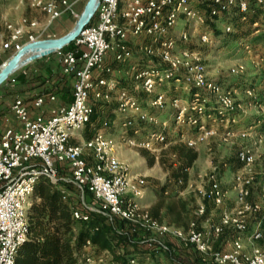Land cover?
<instances>
[{"label": "built area", "instance_id": "built-area-1", "mask_svg": "<svg viewBox=\"0 0 264 264\" xmlns=\"http://www.w3.org/2000/svg\"><path fill=\"white\" fill-rule=\"evenodd\" d=\"M86 1L29 0L28 8L43 14V21L23 16L0 22V69L27 43L52 38L48 29L64 15L78 19L75 5ZM257 7L264 8V0H125L123 10L121 0H99L93 18L72 46L45 56L53 57L59 79L70 84L71 102H63L56 88L29 100L20 95L8 103L0 100V113L7 110L13 116L6 117L9 125L0 131V264H16L17 252L28 239L30 200L43 178L63 189L62 199L70 201L75 221L89 222L93 214L103 215L117 236L114 252L98 250L87 240L76 253L75 264H122L116 257L125 258L127 264H264L260 245L264 188L260 201H249L255 145L242 146L236 154L240 169L232 184L235 208L223 207L227 191L211 175L206 185L196 189L201 201L186 227L150 215V206L141 202L146 177L133 174L119 154L124 144L152 150L154 144L168 139L167 120L147 112L136 92L149 96V105L156 111L169 103L175 127L195 130V136L180 134L178 141L188 147L196 148L218 135L213 124L223 127V141L238 137L260 143L254 127L234 131L238 113H244L236 102V90L209 77L202 54L189 46L193 36L200 45L209 46L216 40V30L235 33V22L246 23ZM253 27L258 34V22ZM245 71L244 64L238 63L230 74ZM5 82L16 87L17 76L12 74ZM168 87L186 97L168 99L164 90ZM112 100L125 131L137 135L145 125L159 129L140 142L133 137H108L110 122L96 125L92 118L98 103ZM33 110L39 113L32 115ZM87 128L91 135L83 139ZM74 139L81 141L74 143ZM184 184L183 179L178 181ZM192 187L188 179L184 190ZM206 203L221 209L217 222H208ZM119 237L126 238L123 244Z\"/></svg>", "mask_w": 264, "mask_h": 264}, {"label": "rangeland", "instance_id": "rangeland-1", "mask_svg": "<svg viewBox=\"0 0 264 264\" xmlns=\"http://www.w3.org/2000/svg\"><path fill=\"white\" fill-rule=\"evenodd\" d=\"M14 1L15 0H4V3L13 4ZM124 8L125 0H121V9L123 10ZM82 10L78 13L79 15ZM69 18L70 19L66 24L67 29L63 26L56 27V29H54V25L48 29V33L52 38L62 36L64 32L71 29L77 21V18ZM38 19L43 21V14L38 15ZM183 22V19L179 21V30L183 28ZM235 26V33L233 34L226 35L219 30L218 35L216 34V40L209 46L200 45L196 36L192 37V42L189 46L198 50L202 54L203 60L207 65L209 77L218 80L221 84L228 88L236 90V102L241 106V111L244 113H238V121L234 126V131H241L254 127L253 129L260 134L261 139L260 143L257 144H255V140L253 138L240 139L238 137H233L227 141H223L222 138H220L223 132V127L213 124V126L217 129L218 135L216 134L214 137H211L204 143L196 146L198 159L188 173V179L190 183H193V187L183 190V195L180 193L177 195V197H183L191 201L192 210H194L198 202L201 201L196 191L197 187L206 185V182L211 175H215L219 178L224 189L227 191L223 207L230 211L235 208L236 194L232 189V184L234 174L240 169H238L239 164L236 160V154L237 151L245 145H255L254 148L256 155V161L253 165L254 182L249 201H260L261 192L264 188V104L261 103V97L264 94V39L260 41H253L256 37L254 31L252 32V30L246 25H242L241 27H238L237 25ZM203 30L204 29H199V31ZM250 30L252 34L248 33ZM246 46H249V48L247 49ZM135 57L138 58L139 56L136 54ZM35 61H39V59ZM34 63L35 62L33 61L25 65L24 68L20 70L18 69L14 73V76H18L22 70L28 72L27 74L30 75L31 72L29 69L32 65H34ZM238 63L244 64L246 68L245 73L242 75L230 74V69ZM120 68L123 69L121 66ZM35 78L36 77L31 74L29 81L35 82ZM15 90L16 87H10L6 84V82H4L0 86V94L2 93V96L0 95V100L2 98H10ZM164 90H167L168 99L174 96L186 97L184 92L175 91L171 87L166 89L164 88ZM248 90L252 91V94L247 93ZM136 95L147 112L158 116L160 119L167 120L168 126L166 134L169 139L177 138V135L179 136L180 134L190 135L193 132V130L187 127L181 130L175 127L172 120L173 110L169 103L166 104L164 110L156 111L149 105V96L141 92H136ZM98 116L100 121L108 120L111 124L110 130L107 132V136L120 140H122L123 137H133L140 142L145 140L148 132L159 129L157 126L145 125L142 131L137 135H133L131 131H125L124 128H121L122 118L117 111V103L115 100H112L111 103L104 104L103 107H100ZM88 131L90 132L91 129H88ZM83 133L86 135L87 130ZM193 133L195 136V130ZM170 144V140L162 145L154 144L152 146V150L143 147H131L124 144L119 151L121 160L125 162L131 172L133 174L143 175L147 179L146 196L144 200L141 201L145 205H150L151 201H155L157 199L156 189H160L168 185L169 195L175 194V191L178 190L177 186L174 185L169 172L159 163L161 152ZM144 150L148 151L149 154L145 155L143 152ZM153 156L155 157V162L151 164L149 161ZM30 203H32V198ZM207 205L209 206V214L207 216L209 218L208 222H217L221 209L215 208L211 203H208ZM260 245L264 247V239L260 242ZM152 264H158V262H154Z\"/></svg>", "mask_w": 264, "mask_h": 264}, {"label": "trees", "instance_id": "trees-1", "mask_svg": "<svg viewBox=\"0 0 264 264\" xmlns=\"http://www.w3.org/2000/svg\"><path fill=\"white\" fill-rule=\"evenodd\" d=\"M255 22H258L260 31L255 35L253 41H260L264 39V8L257 7L255 13L250 15L246 23L236 21L235 25L238 27L246 25L253 32L255 31L253 28ZM251 30L248 32L249 34H252ZM216 33L218 34L219 31L216 30ZM72 44L65 46L64 49L70 48ZM1 64L2 61H0ZM19 75L17 79H19ZM70 92L71 90L68 93ZM261 103L264 104V94L261 97ZM103 106L102 103L95 106L92 120L96 125L100 121L99 108ZM88 129H86L87 137L90 134ZM179 137L180 135H177V138L167 139L171 144L161 152L159 158L160 165L169 172L178 190L175 191V194L169 195L168 185L156 189L157 199L151 204L149 211L150 215L160 222L186 227L192 218V203L188 199L177 197V195L186 187L189 170L198 159V152L196 148L179 142ZM143 152L145 155L149 154L146 150ZM149 162L154 163L155 157H151ZM180 179L184 180V185H178ZM62 196L63 189L44 178L36 184L32 203L28 210V239L17 252L16 264H75L76 253L87 240H91L98 250L115 251L113 241L117 236L113 234V228L107 222L106 217L93 214L89 222L75 221L70 201H64ZM119 239L123 244L126 238L119 237ZM193 259L194 263H198L196 255ZM116 260L127 264L123 257H116Z\"/></svg>", "mask_w": 264, "mask_h": 264}, {"label": "crops", "instance_id": "crops-1", "mask_svg": "<svg viewBox=\"0 0 264 264\" xmlns=\"http://www.w3.org/2000/svg\"><path fill=\"white\" fill-rule=\"evenodd\" d=\"M28 1L29 0H15L13 2V4H7L4 3V0H0V22H2L3 20H13V21H17L18 19H20L23 16H29L31 18H38V15H40L41 13L37 10H33L28 8ZM85 2H81L75 5V10L77 13H80V11L82 9H84L85 7ZM83 12V10H82ZM81 12V13H82ZM81 15V14H80ZM69 17H72L70 15H64L59 21H56L53 25H54V29H56V27H61L63 26L64 28L67 29V22L69 21ZM45 17L43 16V19ZM64 23V24H62ZM75 24V23H74ZM52 25V26H53ZM74 26V25H73ZM73 26L71 27V29L73 28ZM71 29H69L67 32H64L63 35H65L66 33H68ZM60 37V36H59ZM1 43V40H0ZM135 61V60H133ZM34 65H32L30 67V72L32 75H34L36 78V80H34L35 82H30L29 81V77L30 75H28L26 71H20V75H19V79H18V85L16 86V90L14 93H12L10 98H2L1 100L4 103H8L9 101H11L12 97L14 95H20L25 97L26 100H29L31 97H33L35 94L39 93V92H43L46 90H50L53 88H56L57 91L59 92L60 95V99L65 102V103H69L71 102V92H69L70 88V84L66 83V81L64 80H60L58 77V67H57V63L56 61L53 59V57H44L42 59H39V61H34ZM24 68V67H23ZM68 91V92H67ZM2 96V93L0 94ZM46 109V107H45ZM39 113V111L33 110L32 111V115H35ZM9 117L11 119H13V116L11 113H9L7 110H4L2 113H0V131L3 130L6 126H8L9 124L7 123L6 119ZM82 138H88L91 133L89 134V136L87 137L86 135H84V133L82 134ZM81 139H74L73 142L74 143H78L80 142ZM181 195L184 194V191L180 192ZM154 202L151 201L150 203L152 204ZM150 204V205H151ZM148 205V206H150ZM209 214V213H208Z\"/></svg>", "mask_w": 264, "mask_h": 264}, {"label": "water", "instance_id": "water-1", "mask_svg": "<svg viewBox=\"0 0 264 264\" xmlns=\"http://www.w3.org/2000/svg\"><path fill=\"white\" fill-rule=\"evenodd\" d=\"M99 5V0H87L83 12L75 22L73 28L63 36L46 38L37 40L35 42L27 43L24 47L18 51L13 57H11L5 67L0 69V86L8 79V77L14 74L21 67L48 56L56 50L72 43L82 32L83 28L89 24L93 18ZM32 52L33 56L23 59L24 56Z\"/></svg>", "mask_w": 264, "mask_h": 264}, {"label": "bare ground", "instance_id": "bare-ground-1", "mask_svg": "<svg viewBox=\"0 0 264 264\" xmlns=\"http://www.w3.org/2000/svg\"><path fill=\"white\" fill-rule=\"evenodd\" d=\"M33 56V53L32 52H28L23 59H27L28 57H31ZM5 66H2V68H4Z\"/></svg>", "mask_w": 264, "mask_h": 264}]
</instances>
